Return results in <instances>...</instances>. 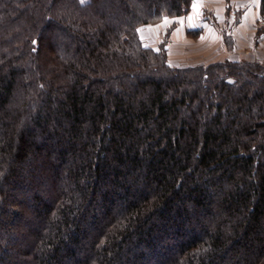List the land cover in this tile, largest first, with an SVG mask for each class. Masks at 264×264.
<instances>
[{"label": "trees", "instance_id": "trees-1", "mask_svg": "<svg viewBox=\"0 0 264 264\" xmlns=\"http://www.w3.org/2000/svg\"><path fill=\"white\" fill-rule=\"evenodd\" d=\"M192 4L0 0V264H264V64L140 36Z\"/></svg>", "mask_w": 264, "mask_h": 264}, {"label": "rangeland", "instance_id": "rangeland-1", "mask_svg": "<svg viewBox=\"0 0 264 264\" xmlns=\"http://www.w3.org/2000/svg\"><path fill=\"white\" fill-rule=\"evenodd\" d=\"M87 1L85 0V2ZM211 2L216 5L219 4V0H212ZM221 2L225 11L218 13L224 15L219 16V19L214 17L216 15L215 12L210 10V6L204 0H193L192 8L186 14L166 16L161 20L140 25L141 39L145 45L155 49L163 46L168 53L169 62L174 66L206 65L218 60L231 59L222 52L220 44L214 45L213 43V46L209 48L204 45L205 43L202 42L199 34L200 30L192 29L197 27L205 17H212L211 20L213 22H211L213 24L222 25V31H220L222 34L221 39L226 43L227 47L233 49L232 51L235 52L233 54L243 57L239 58V60L259 61L264 64L263 58L250 57L252 56L250 54V40L248 42L240 39V45H236L234 30L244 14L242 7H244L245 2L243 3L241 0H221ZM204 5L209 7L205 8ZM259 11L262 17L258 24L256 37L264 33V14L261 9V1ZM187 28L192 30H187ZM213 41L215 40L213 39ZM236 47L237 49H235Z\"/></svg>", "mask_w": 264, "mask_h": 264}, {"label": "crops", "instance_id": "crops-1", "mask_svg": "<svg viewBox=\"0 0 264 264\" xmlns=\"http://www.w3.org/2000/svg\"><path fill=\"white\" fill-rule=\"evenodd\" d=\"M212 0H204L205 3L208 5H204V7H209L210 10L215 12V18L219 19V16H224L222 14H218L221 11H225L222 7V2L219 0V4L216 5L215 3L211 2ZM245 4L242 7L244 9V14L240 19V22L237 26H235L234 37L236 38V45H240V39L250 40V56L251 58H263L264 59V33L257 35L256 32L258 30V24L260 23V18L262 17L259 11V5L261 0H241ZM250 2V3H249ZM225 7V6H224ZM186 18V17H185ZM212 18V17H211ZM210 17H205L203 21L197 26L192 29H198L200 37L202 38V42L205 43L208 48L215 44H220L222 48V52L225 54L226 57H230L234 60H239V58H243L238 54L235 55L233 49L228 48L226 43L221 39V32L222 25L215 23L213 24ZM212 21V22H211ZM190 29V28H189ZM187 28V30H189ZM190 29V30H192ZM231 29V28H230ZM213 39L215 41H213ZM238 40V42H237ZM173 49V48H172ZM237 49V47L235 48ZM258 53V54H257ZM234 55V56H233ZM237 56V57H236ZM239 56V57H238ZM254 56V57H253Z\"/></svg>", "mask_w": 264, "mask_h": 264}, {"label": "snow or ice", "instance_id": "snow-or-ice-1", "mask_svg": "<svg viewBox=\"0 0 264 264\" xmlns=\"http://www.w3.org/2000/svg\"><path fill=\"white\" fill-rule=\"evenodd\" d=\"M83 2H85V0H81V3H83ZM194 7H195V5H194Z\"/></svg>", "mask_w": 264, "mask_h": 264}]
</instances>
